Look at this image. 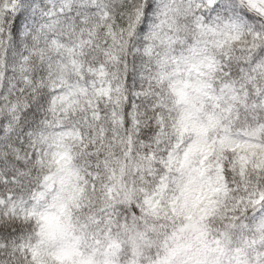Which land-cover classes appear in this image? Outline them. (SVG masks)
<instances>
[{"label": "snow or ice", "instance_id": "snow-or-ice-1", "mask_svg": "<svg viewBox=\"0 0 264 264\" xmlns=\"http://www.w3.org/2000/svg\"><path fill=\"white\" fill-rule=\"evenodd\" d=\"M0 264H264V0H0Z\"/></svg>", "mask_w": 264, "mask_h": 264}]
</instances>
